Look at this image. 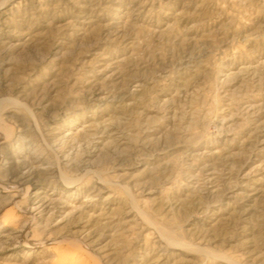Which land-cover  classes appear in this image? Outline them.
I'll list each match as a JSON object with an SVG mask.
<instances>
[{"label": "rangeland", "instance_id": "obj_1", "mask_svg": "<svg viewBox=\"0 0 264 264\" xmlns=\"http://www.w3.org/2000/svg\"><path fill=\"white\" fill-rule=\"evenodd\" d=\"M62 249L264 264V0H0V264Z\"/></svg>", "mask_w": 264, "mask_h": 264}, {"label": "bare ground", "instance_id": "obj_2", "mask_svg": "<svg viewBox=\"0 0 264 264\" xmlns=\"http://www.w3.org/2000/svg\"><path fill=\"white\" fill-rule=\"evenodd\" d=\"M166 238V240H169L167 237H165ZM170 241V240H169ZM170 243V242H169ZM60 252V258H59V262H58V264H63V263H65L66 261H68L69 260V257L71 258V256H72V251H70V250H67V249H62V250H60L59 251ZM80 256V255H79ZM82 258V257H81ZM79 260H81V259H79ZM69 262H70V260H69ZM66 264H68V263H66Z\"/></svg>", "mask_w": 264, "mask_h": 264}]
</instances>
